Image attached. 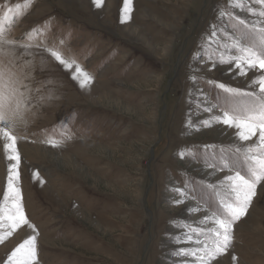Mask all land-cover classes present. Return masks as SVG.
Masks as SVG:
<instances>
[{
  "label": "rangeland",
  "instance_id": "rangeland-1",
  "mask_svg": "<svg viewBox=\"0 0 264 264\" xmlns=\"http://www.w3.org/2000/svg\"><path fill=\"white\" fill-rule=\"evenodd\" d=\"M124 7L0 0V20L13 21L0 34V73L25 101L7 113L19 153L13 183L34 226L11 229L15 203L4 197L17 162L0 147V264H13L31 236L34 264H264V182L222 254L211 231L230 199L226 177L246 173L245 150L259 135L243 141L217 122L230 96L215 85L260 95L253 81L264 70L241 74L226 45L239 35L235 16L256 21L248 8L264 6L131 0L126 17ZM46 48L91 81L82 87L75 66L66 70Z\"/></svg>",
  "mask_w": 264,
  "mask_h": 264
},
{
  "label": "snow or ice",
  "instance_id": "snow-or-ice-1",
  "mask_svg": "<svg viewBox=\"0 0 264 264\" xmlns=\"http://www.w3.org/2000/svg\"><path fill=\"white\" fill-rule=\"evenodd\" d=\"M255 2L264 6V0H255ZM25 3L31 5L32 0H25ZM93 3L99 7L102 5L103 0H93ZM246 3L251 5L253 0H229V7L232 9L244 8ZM130 4L131 0H125L123 10L125 17L131 10ZM248 11L257 15L258 19L248 22L239 16H235L237 23L232 25V28L239 35L229 33L231 43L226 45L229 47L232 56V59L228 62L234 63L237 68H240L241 74H245V67L247 69L259 68L264 70V19H259L264 17V7H261L258 11L255 8L249 7ZM221 15H229L231 17L233 13L222 12ZM12 23L13 21L5 23L3 20H0V34L9 28ZM35 31L33 30V32ZM45 51L49 52L66 70H71L75 66L72 78L80 80L82 87L91 81L92 77L75 60L65 59L55 49L46 48ZM14 83L10 77L5 79L4 74L0 73V142H2L0 143V147L5 151L8 160H16L17 162L15 165L10 166L8 192L5 193L4 197L5 200L12 199L15 203L14 210L7 216V219L11 222L10 226L13 231L20 228L21 225L34 227L29 224L23 212L22 205L19 202V190L13 183V169L18 166L19 153L16 149V137L8 131L7 126L9 121L7 113L18 114L21 105L25 103L22 99L23 92H20L14 86ZM253 84L258 86L260 95H257L255 90L242 91L226 87L222 83L215 85L230 96L228 101L230 109L224 111L222 115L216 116L217 122H222L238 129L237 134L243 141L251 140L253 136H257V133H259L257 140L245 150L243 167L246 169V173L242 174L240 170H237L234 174L226 177V180L229 181L230 199H222L220 201L219 212L213 213L214 223L217 227L211 231L217 238L215 240L216 252L221 254L231 246L234 224L246 214L252 198L256 194L257 185L264 182V71H262L259 78L253 81ZM235 97L248 99L245 102H240L235 100ZM49 142L53 143L52 141ZM236 151L240 152L241 149L237 148ZM15 177L18 179V172L15 173ZM9 193H11V196H9ZM11 234V231L7 233L9 236ZM189 239H192V237H189ZM187 254L194 255L195 253ZM36 258L35 236H31L21 243L9 256V260L13 261V264H34Z\"/></svg>",
  "mask_w": 264,
  "mask_h": 264
},
{
  "label": "bare ground",
  "instance_id": "bare-ground-1",
  "mask_svg": "<svg viewBox=\"0 0 264 264\" xmlns=\"http://www.w3.org/2000/svg\"><path fill=\"white\" fill-rule=\"evenodd\" d=\"M7 54V53H6ZM2 143V142H1ZM2 148V147H1ZM3 149V148H2Z\"/></svg>",
  "mask_w": 264,
  "mask_h": 264
}]
</instances>
